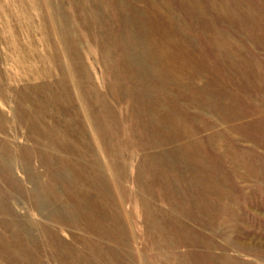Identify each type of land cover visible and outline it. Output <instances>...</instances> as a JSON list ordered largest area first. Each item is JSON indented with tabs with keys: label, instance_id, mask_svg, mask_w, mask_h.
<instances>
[{
	"label": "rangeland",
	"instance_id": "374dc122",
	"mask_svg": "<svg viewBox=\"0 0 264 264\" xmlns=\"http://www.w3.org/2000/svg\"><path fill=\"white\" fill-rule=\"evenodd\" d=\"M0 264H264V0H0Z\"/></svg>",
	"mask_w": 264,
	"mask_h": 264
}]
</instances>
